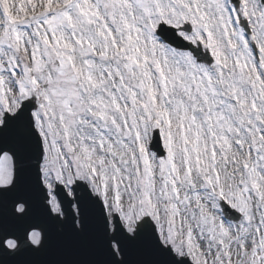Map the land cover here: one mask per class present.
Masks as SVG:
<instances>
[{
	"label": "snow or ice",
	"instance_id": "obj_1",
	"mask_svg": "<svg viewBox=\"0 0 264 264\" xmlns=\"http://www.w3.org/2000/svg\"><path fill=\"white\" fill-rule=\"evenodd\" d=\"M0 264H264V0H0Z\"/></svg>",
	"mask_w": 264,
	"mask_h": 264
}]
</instances>
